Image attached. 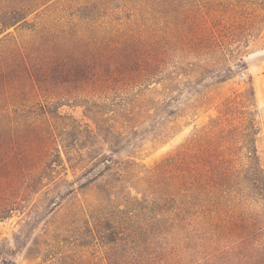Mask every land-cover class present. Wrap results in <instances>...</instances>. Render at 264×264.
<instances>
[{
	"label": "rangeland",
	"instance_id": "1",
	"mask_svg": "<svg viewBox=\"0 0 264 264\" xmlns=\"http://www.w3.org/2000/svg\"><path fill=\"white\" fill-rule=\"evenodd\" d=\"M34 1L28 25L0 35V264H235L258 252L264 198L247 156L264 171V0H0V25ZM144 69L149 82L124 84ZM111 99L148 106L114 153L98 143L95 156L119 166L87 159L81 134ZM50 132L65 170L53 148L43 168ZM187 149L212 173L192 199L156 170ZM86 217L100 237L83 247Z\"/></svg>",
	"mask_w": 264,
	"mask_h": 264
},
{
	"label": "trees",
	"instance_id": "2",
	"mask_svg": "<svg viewBox=\"0 0 264 264\" xmlns=\"http://www.w3.org/2000/svg\"><path fill=\"white\" fill-rule=\"evenodd\" d=\"M44 4H38L36 1L28 2L23 5L21 9V14L18 17H12L9 21L4 22L0 25V35L6 32L9 28L14 25L22 22L24 26H27L26 22L27 16L40 8ZM150 65V64H149ZM148 67L150 68V66ZM151 71L148 69H144L142 71H138L137 73L129 74L126 77V82L124 84H134L138 82H149L151 79ZM147 107L145 104H136L135 100L132 99H120V101H116L111 99L110 102L102 103V104H93L88 110V114L90 116L87 119L90 123L86 124L81 131V134L84 135V139L88 142V145L91 148V154H88L87 159L89 160H98V162H109L112 164H116L117 166L121 165L120 163L114 162L110 160L108 156L97 155L98 152V143L103 142L108 145H112L113 148L110 152L114 153V148L116 147V142L118 138L122 135V130L125 128H132L137 123L138 117L143 114ZM44 112V111H43ZM44 115V113L42 114ZM47 119L46 117L44 120ZM178 127L173 126L171 129L175 131ZM53 132L48 134H41L38 142V151L39 156L41 158L42 164L46 167L47 156L50 149L56 146L58 141L53 137ZM61 141V145L64 153L67 155L70 153L68 148L69 144H65L63 140ZM78 142V141H77ZM56 153V159L51 161L54 166L56 163V167H61L64 169L62 163L63 160L60 157L61 152L59 147L53 148ZM190 149H187L182 154H177L173 156L171 159H168L164 165H161L158 169L161 172H165L168 175L169 181V189L173 192H182L185 191L188 198H193L194 196L201 195L202 192L200 190L210 186L212 173L206 168H202L201 159H204V156H200L201 159L193 162L192 158L189 157ZM190 159V160H188ZM248 165L250 167V178L248 179L249 187L254 196H259V198H264V171L261 169L262 163L260 158L256 155V152H253L250 156H247ZM70 162L72 158H67ZM131 165L136 166L135 162H129ZM50 170L51 166H47ZM106 169L109 170L110 166H106ZM65 170V169H64ZM51 172H54L51 170ZM43 180V179H42ZM41 180V181H42ZM186 196V195H185ZM89 214H86V216ZM86 232H81L78 234L79 244L78 246L85 247L88 245L87 239L95 241L98 239L99 234L97 231L100 229V225L98 222L90 220V218L86 217L85 221ZM243 244V243H242ZM240 248H243V245H240ZM259 251L255 254L246 256L243 255L242 252L239 251L238 258L236 259L235 264H264V243L259 247Z\"/></svg>",
	"mask_w": 264,
	"mask_h": 264
}]
</instances>
